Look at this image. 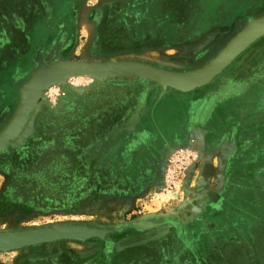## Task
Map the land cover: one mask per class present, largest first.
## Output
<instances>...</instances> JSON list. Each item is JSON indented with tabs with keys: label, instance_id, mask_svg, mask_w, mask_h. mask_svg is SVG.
Masks as SVG:
<instances>
[{
	"label": "rangeland",
	"instance_id": "rangeland-1",
	"mask_svg": "<svg viewBox=\"0 0 264 264\" xmlns=\"http://www.w3.org/2000/svg\"><path fill=\"white\" fill-rule=\"evenodd\" d=\"M262 15L264 0H0V131L39 69L135 60L194 70ZM68 112L74 125L65 118L43 138L45 121ZM58 141L89 184L84 198L7 203L12 166ZM55 226L89 234L0 250V264H264V34L191 89L135 75L44 89L0 150V233Z\"/></svg>",
	"mask_w": 264,
	"mask_h": 264
},
{
	"label": "water",
	"instance_id": "water-1",
	"mask_svg": "<svg viewBox=\"0 0 264 264\" xmlns=\"http://www.w3.org/2000/svg\"><path fill=\"white\" fill-rule=\"evenodd\" d=\"M264 34V15L251 21L214 59L202 67L189 71L167 70L135 60H105L97 62H70L37 70L25 83L18 106L8 124L0 131V150L20 132L29 112L42 91L54 83L74 77H103L135 75L170 85L179 90L200 85L233 60L245 47ZM76 87L82 91L92 87ZM170 153V152H169ZM163 160L162 173L166 157ZM89 234L83 228L55 226L22 232L0 233V250L18 248L28 244L52 241L65 237H81Z\"/></svg>",
	"mask_w": 264,
	"mask_h": 264
},
{
	"label": "trees",
	"instance_id": "trees-1",
	"mask_svg": "<svg viewBox=\"0 0 264 264\" xmlns=\"http://www.w3.org/2000/svg\"><path fill=\"white\" fill-rule=\"evenodd\" d=\"M77 161L65 148H52L44 149L36 161L28 158L15 163L9 170L5 200L41 209L77 206L89 185Z\"/></svg>",
	"mask_w": 264,
	"mask_h": 264
},
{
	"label": "flooded vegetation",
	"instance_id": "flooded-vegetation-1",
	"mask_svg": "<svg viewBox=\"0 0 264 264\" xmlns=\"http://www.w3.org/2000/svg\"><path fill=\"white\" fill-rule=\"evenodd\" d=\"M71 113L72 112H68V113H63L61 116H62V119L61 120H58V119H55V118H52V119H48L47 121H45V123L43 124V127H41V132H42V134H43V138H45V137H47V136H50L51 138L53 137V136H58V133L60 132V130H61V128L60 129H57V127H58V125H61V121L63 120V119H65V121L66 122H68V120H70V122H68V124L70 123L71 124V127L74 125V118H72V119H70V118H68L67 117V114H70L71 115ZM29 116V115H28ZM28 118V117H27ZM27 121V120H26ZM26 123V122H25ZM25 123H24V125H25ZM55 124L57 125V127H55ZM23 125V126H24ZM22 129V128H21ZM21 131V130H20ZM19 134V133H18ZM59 142V144H53V145H50V146H48L47 148H46V150H49V149H66V151L68 152L69 151V149L65 146V145H63L62 143H60V141H58ZM174 144V143H173ZM175 145V147H176V144H174ZM173 145V146H174ZM171 148H172V146H167L166 147V149H167V151H164V152H166L165 153V155L164 156H166L167 155V153H169L170 151H171ZM179 148V145L177 146V148H176V150ZM175 149V148H174ZM73 156V155H72ZM74 157V156H73ZM75 158V157H74ZM76 159V158H75ZM163 160H164V158L162 159V164H163Z\"/></svg>",
	"mask_w": 264,
	"mask_h": 264
},
{
	"label": "built area",
	"instance_id": "built-area-1",
	"mask_svg": "<svg viewBox=\"0 0 264 264\" xmlns=\"http://www.w3.org/2000/svg\"><path fill=\"white\" fill-rule=\"evenodd\" d=\"M184 152V150L183 149H180L179 151H178V154H182Z\"/></svg>",
	"mask_w": 264,
	"mask_h": 264
},
{
	"label": "bare ground",
	"instance_id": "bare-ground-1",
	"mask_svg": "<svg viewBox=\"0 0 264 264\" xmlns=\"http://www.w3.org/2000/svg\"><path fill=\"white\" fill-rule=\"evenodd\" d=\"M62 81H63V80H62ZM200 114H201V113H200ZM199 147H200V146H199ZM199 147H198V148H199ZM165 151H167V149H166V148H165ZM163 153L165 154L166 152H164V151H163Z\"/></svg>",
	"mask_w": 264,
	"mask_h": 264
}]
</instances>
